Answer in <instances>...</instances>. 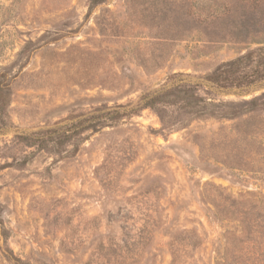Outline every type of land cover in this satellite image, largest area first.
<instances>
[{
    "label": "rangeland",
    "instance_id": "rangeland-1",
    "mask_svg": "<svg viewBox=\"0 0 264 264\" xmlns=\"http://www.w3.org/2000/svg\"><path fill=\"white\" fill-rule=\"evenodd\" d=\"M233 1L0 0V264L223 257L264 209V77L211 79L264 48Z\"/></svg>",
    "mask_w": 264,
    "mask_h": 264
},
{
    "label": "trees",
    "instance_id": "trees-1",
    "mask_svg": "<svg viewBox=\"0 0 264 264\" xmlns=\"http://www.w3.org/2000/svg\"><path fill=\"white\" fill-rule=\"evenodd\" d=\"M235 1L238 4L247 6L249 9L252 8V14L248 13L247 15V13H243V15H247V17L256 20L254 23L259 20L254 15L260 13L264 16V0H234L233 2ZM191 14L193 15V13ZM204 22H206V19L203 20L202 24ZM203 29L208 30L209 28L203 26ZM254 62L257 64V68L254 70L253 74L244 76L240 73L243 67ZM226 73L235 75L234 78L231 79L233 84H242L247 81L248 77H254V79H257V77H264V48L258 47L241 55L235 60L226 62L212 74L211 79L218 80L220 77L230 79L224 75ZM185 93H188L189 96L193 95L191 93L189 94L188 91H185ZM165 96H167V94H148L145 96V99H147L145 104L152 105L157 101H162ZM263 98L264 93L259 98H253L247 102L256 104L258 100ZM232 105L234 104L232 103ZM118 108L119 109H110V107L98 108L97 110L103 113L99 114L96 120L91 122L92 127L95 129L105 124L109 119H117L121 115L131 114L137 111L135 107L125 109L124 111H121L122 108H125L124 106H119ZM62 134L65 135V133ZM241 213V215L238 214V217L242 229L238 234L231 233V235L228 236L224 255L216 264H264V209L261 205L254 204L250 211ZM176 253L177 251L174 250L173 254L175 258L172 264H177Z\"/></svg>",
    "mask_w": 264,
    "mask_h": 264
}]
</instances>
